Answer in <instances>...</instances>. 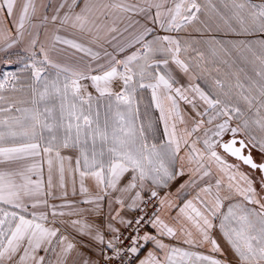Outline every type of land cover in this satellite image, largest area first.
<instances>
[{
	"label": "snow or ice",
	"instance_id": "obj_1",
	"mask_svg": "<svg viewBox=\"0 0 264 264\" xmlns=\"http://www.w3.org/2000/svg\"><path fill=\"white\" fill-rule=\"evenodd\" d=\"M50 4L0 0V264H264V0Z\"/></svg>",
	"mask_w": 264,
	"mask_h": 264
},
{
	"label": "crops",
	"instance_id": "obj_2",
	"mask_svg": "<svg viewBox=\"0 0 264 264\" xmlns=\"http://www.w3.org/2000/svg\"><path fill=\"white\" fill-rule=\"evenodd\" d=\"M133 2H134V0H133ZM36 3L38 6L42 5V4H48L49 0H36ZM58 4H59V0H51L50 10L47 12V14L49 16H51L53 14L51 9H54L56 6H58ZM43 12H44V9L40 8V13L37 15V17L33 18L34 23L39 22V15L43 14ZM7 26L12 29V34L14 36L15 35V29L12 27L11 23L8 22ZM123 26H124L123 23H120L117 25L118 28H123ZM71 31H73V30L69 29L68 32L61 31L59 34L62 36H67L68 38H73V37L69 36V32H71ZM53 33H54V26L49 24L48 25V35L51 36ZM112 35H116V33H113ZM127 35H128L127 33L123 34V36H127ZM40 38H41V40H43L45 38V32L43 29H41ZM122 38L123 37L118 36V39H122ZM22 47L23 46L21 45V46H17L16 48L9 50V55H17V53H19V54L24 53L22 51ZM61 47L65 48V51L62 54H59V55H57L55 53L52 54L55 62L65 64L67 66H76L77 64H79L81 58H83L85 61L90 59V58L86 57L83 53L76 52L73 49L67 48V46H61ZM92 47L94 48V50L99 51L101 53V55H103L104 49H107L109 52L113 51L111 44H108V43H104L103 48H96L95 45H92ZM4 59H5L4 54L0 53V64L3 62ZM83 83H89V82L84 81ZM88 91L93 92V95H95V91L91 87L88 88ZM155 114L158 115V113H155ZM145 119H147V117H145ZM61 152H62V155H72L73 156V166H74L75 153L71 150H63V149L61 150ZM57 167H58V164H57V162L54 161L53 182H54V184L58 185L59 174L57 171H55V169ZM65 169H66V171H65V182H66V188H67V192H68V199H70V200L80 199L81 197L79 196V186H80L79 173H75L74 175L70 174L67 170L68 169V162L67 161H65ZM242 170L247 172V170L245 168H243ZM35 178L36 177L34 176L33 179H35ZM47 178H48V165H47V162L45 159V161L43 163V180H44L45 184L47 182ZM185 179H187L186 176L182 177L180 180L176 181L172 185V191L175 192L176 188L179 187V184L182 183L183 180H185ZM73 181H75V188H76V192H77L76 196L72 195ZM85 184H86V186H88L90 188V190L94 188L93 181L90 178L85 180ZM55 191L57 194H59L62 190L57 186ZM54 202L59 203L60 201H54ZM180 202L181 201H179V200L177 201V203H180ZM172 215H175V212H173ZM165 219H167L170 223H173L171 221V218L167 215V213H165ZM165 242L166 243H174V241H168V240H166ZM201 250L203 251L204 249H201Z\"/></svg>",
	"mask_w": 264,
	"mask_h": 264
},
{
	"label": "rangeland",
	"instance_id": "obj_3",
	"mask_svg": "<svg viewBox=\"0 0 264 264\" xmlns=\"http://www.w3.org/2000/svg\"><path fill=\"white\" fill-rule=\"evenodd\" d=\"M202 19L204 18L203 16L201 17ZM196 27H201L200 25H197ZM183 38L185 39H190V40H204V39H208L211 36H215L217 39H221V40H236V39H244V37H237L231 34L225 35L223 33H208V32H198L196 31L194 28H189L186 32H183L180 34ZM200 47L203 49L204 46L200 45ZM21 57L26 56L25 53L19 54ZM18 58L17 55H9V59H4L3 62L0 64V74H2L3 72L6 71H19L20 68H22V63L17 62ZM221 71L222 72H229V71H237L238 69L236 68V66H234L231 70L228 69L226 66L221 65ZM239 67L244 68L245 72L248 75H252V68L250 65H244V64H239ZM209 68L212 69L213 66L209 65ZM214 76L217 75L214 71L212 73ZM241 76V80L244 79V73L240 74ZM235 82V80L233 79V83ZM144 112V107L143 105H141V113ZM148 116L151 117L153 120H155L156 114L153 111H149L148 112ZM254 154L256 155V157L260 158L259 153L254 151Z\"/></svg>",
	"mask_w": 264,
	"mask_h": 264
},
{
	"label": "flooded vegetation",
	"instance_id": "obj_4",
	"mask_svg": "<svg viewBox=\"0 0 264 264\" xmlns=\"http://www.w3.org/2000/svg\"><path fill=\"white\" fill-rule=\"evenodd\" d=\"M253 155H254V157H255L257 160L260 159V158L256 157V155L254 154V152H253ZM245 169L248 171L247 167H245Z\"/></svg>",
	"mask_w": 264,
	"mask_h": 264
}]
</instances>
